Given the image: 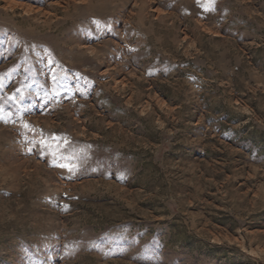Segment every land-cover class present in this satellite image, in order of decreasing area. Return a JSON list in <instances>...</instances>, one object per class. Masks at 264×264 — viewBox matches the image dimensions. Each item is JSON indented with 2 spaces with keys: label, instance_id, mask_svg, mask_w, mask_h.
I'll list each match as a JSON object with an SVG mask.
<instances>
[{
  "label": "rangeland",
  "instance_id": "rangeland-1",
  "mask_svg": "<svg viewBox=\"0 0 264 264\" xmlns=\"http://www.w3.org/2000/svg\"><path fill=\"white\" fill-rule=\"evenodd\" d=\"M0 264H264V0H0Z\"/></svg>",
  "mask_w": 264,
  "mask_h": 264
},
{
  "label": "snow or ice",
  "instance_id": "snow-or-ice-1",
  "mask_svg": "<svg viewBox=\"0 0 264 264\" xmlns=\"http://www.w3.org/2000/svg\"><path fill=\"white\" fill-rule=\"evenodd\" d=\"M207 10V9H206ZM52 79L53 80H55L56 79V77H52ZM17 91H19V89H17ZM60 167H67V165H64V164H61V165H59ZM69 171H72V169L71 168H69Z\"/></svg>",
  "mask_w": 264,
  "mask_h": 264
}]
</instances>
